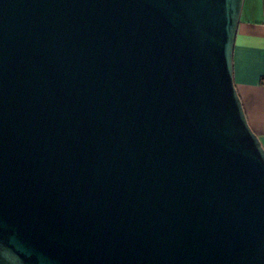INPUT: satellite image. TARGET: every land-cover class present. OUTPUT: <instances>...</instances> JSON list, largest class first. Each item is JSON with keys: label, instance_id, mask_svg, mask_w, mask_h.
Masks as SVG:
<instances>
[{"label": "water", "instance_id": "95a60500", "mask_svg": "<svg viewBox=\"0 0 264 264\" xmlns=\"http://www.w3.org/2000/svg\"><path fill=\"white\" fill-rule=\"evenodd\" d=\"M243 4L0 0V264H264Z\"/></svg>", "mask_w": 264, "mask_h": 264}, {"label": "crops", "instance_id": "0c3cea01", "mask_svg": "<svg viewBox=\"0 0 264 264\" xmlns=\"http://www.w3.org/2000/svg\"><path fill=\"white\" fill-rule=\"evenodd\" d=\"M234 77L250 125L264 145V0H244L234 48Z\"/></svg>", "mask_w": 264, "mask_h": 264}]
</instances>
